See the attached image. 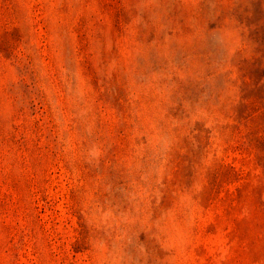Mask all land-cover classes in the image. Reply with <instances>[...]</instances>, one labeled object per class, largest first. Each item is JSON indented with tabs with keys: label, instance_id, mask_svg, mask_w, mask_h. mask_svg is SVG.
<instances>
[{
	"label": "rangeland",
	"instance_id": "obj_1",
	"mask_svg": "<svg viewBox=\"0 0 264 264\" xmlns=\"http://www.w3.org/2000/svg\"><path fill=\"white\" fill-rule=\"evenodd\" d=\"M0 264H264V0H0Z\"/></svg>",
	"mask_w": 264,
	"mask_h": 264
}]
</instances>
